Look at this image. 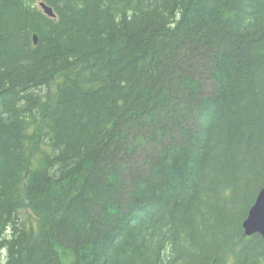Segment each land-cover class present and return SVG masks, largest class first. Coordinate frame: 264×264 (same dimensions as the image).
I'll list each match as a JSON object with an SVG mask.
<instances>
[{
    "label": "trees",
    "instance_id": "16d2710c",
    "mask_svg": "<svg viewBox=\"0 0 264 264\" xmlns=\"http://www.w3.org/2000/svg\"><path fill=\"white\" fill-rule=\"evenodd\" d=\"M39 1L0 0L1 264H264V0Z\"/></svg>",
    "mask_w": 264,
    "mask_h": 264
},
{
    "label": "water",
    "instance_id": "95a60500",
    "mask_svg": "<svg viewBox=\"0 0 264 264\" xmlns=\"http://www.w3.org/2000/svg\"><path fill=\"white\" fill-rule=\"evenodd\" d=\"M39 7L43 12L51 17L56 14L53 8L44 1H39ZM34 43L37 42V35H33ZM245 235L254 233L260 234L264 240V186L261 187L255 197V200L248 210L247 216L242 222Z\"/></svg>",
    "mask_w": 264,
    "mask_h": 264
},
{
    "label": "rangeland",
    "instance_id": "374dc122",
    "mask_svg": "<svg viewBox=\"0 0 264 264\" xmlns=\"http://www.w3.org/2000/svg\"><path fill=\"white\" fill-rule=\"evenodd\" d=\"M39 6V5H38ZM4 260H5V250H3L2 252H1V254H0V264L2 263V262H4Z\"/></svg>",
    "mask_w": 264,
    "mask_h": 264
},
{
    "label": "bare ground",
    "instance_id": "6f19581e",
    "mask_svg": "<svg viewBox=\"0 0 264 264\" xmlns=\"http://www.w3.org/2000/svg\"><path fill=\"white\" fill-rule=\"evenodd\" d=\"M257 195V194H256ZM247 216V215H246ZM243 231H244V229H243ZM246 236H250V235H246Z\"/></svg>",
    "mask_w": 264,
    "mask_h": 264
}]
</instances>
